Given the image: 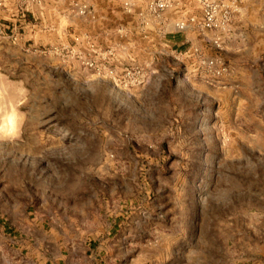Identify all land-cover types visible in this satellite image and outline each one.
I'll return each mask as SVG.
<instances>
[{"label":"rangeland","instance_id":"1","mask_svg":"<svg viewBox=\"0 0 264 264\" xmlns=\"http://www.w3.org/2000/svg\"><path fill=\"white\" fill-rule=\"evenodd\" d=\"M148 1L0 0L1 264H264V54L211 85Z\"/></svg>","mask_w":264,"mask_h":264},{"label":"built area","instance_id":"2","mask_svg":"<svg viewBox=\"0 0 264 264\" xmlns=\"http://www.w3.org/2000/svg\"><path fill=\"white\" fill-rule=\"evenodd\" d=\"M28 0H22L26 3ZM247 0H198L200 6L199 16H189L175 24L179 31L195 29L202 37H208L209 33L213 34L209 38L210 45L217 51L223 50V37L232 32V26L235 19L241 13V10ZM127 6L129 4L127 3ZM170 6L168 0H149L147 3L148 12L155 16H160ZM81 14L87 12L86 7H82ZM197 60V72L206 82L211 85H218L230 73V67L221 55H208L199 47L191 50ZM185 52H176V59L180 60L185 57ZM93 67V63H88ZM102 72L100 69L97 71ZM114 79L116 84L125 87L144 85L147 81L148 73L146 69L140 67L126 68L121 77H116L114 70L106 71Z\"/></svg>","mask_w":264,"mask_h":264},{"label":"crops","instance_id":"3","mask_svg":"<svg viewBox=\"0 0 264 264\" xmlns=\"http://www.w3.org/2000/svg\"><path fill=\"white\" fill-rule=\"evenodd\" d=\"M104 5L106 8L111 7V4L109 3L104 2ZM101 19L104 21V23H108L112 18H109V14L107 13L105 17H101ZM119 19L120 18L117 17L116 22L119 23ZM194 32L196 33V30ZM185 34L187 33L181 34L180 38H186L185 40H188V36ZM212 37V33H209L207 38L202 37L200 47L203 48L206 44H210L209 38ZM165 40L168 43L172 42L170 35H167ZM192 43L196 44H192V47L199 46V42ZM185 48L186 45H183V49ZM215 53V55H221L225 59L229 67L234 71L249 70L252 65L251 63L253 62L254 56L264 54V0L246 1L241 10V13L235 19L231 34L223 37V50L219 52L216 51ZM66 218L69 217L66 215ZM39 225L40 223H36L35 226ZM44 228L45 225L43 226L42 230L43 232L47 233L48 230H44ZM38 230L39 229H37L36 231ZM2 231L4 232L3 229ZM59 233H62L66 241V235L63 234V231L60 230ZM59 237L61 236L59 235ZM46 242H48V240L46 239V237H44L43 243H41L42 245L39 246V254L36 255L33 252H30L29 255L27 254V259H23L20 264H68V259L63 257L62 255L56 254L55 256H52L46 253ZM87 246H91V243H88ZM44 247L46 248L44 249ZM41 248H43V252L40 250ZM1 250L4 249L1 248ZM87 251H91V248H89ZM3 264H11V261L7 257H4Z\"/></svg>","mask_w":264,"mask_h":264},{"label":"trees","instance_id":"4","mask_svg":"<svg viewBox=\"0 0 264 264\" xmlns=\"http://www.w3.org/2000/svg\"><path fill=\"white\" fill-rule=\"evenodd\" d=\"M29 17H30V15H29Z\"/></svg>","mask_w":264,"mask_h":264}]
</instances>
